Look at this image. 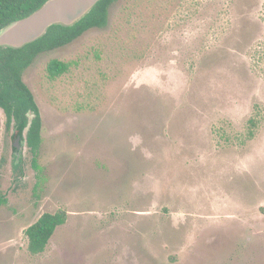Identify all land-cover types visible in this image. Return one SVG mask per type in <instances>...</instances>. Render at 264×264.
<instances>
[{
    "label": "rangeland",
    "instance_id": "rangeland-1",
    "mask_svg": "<svg viewBox=\"0 0 264 264\" xmlns=\"http://www.w3.org/2000/svg\"><path fill=\"white\" fill-rule=\"evenodd\" d=\"M22 79L39 171L0 109V264H264V0H116Z\"/></svg>",
    "mask_w": 264,
    "mask_h": 264
},
{
    "label": "trees",
    "instance_id": "trees-1",
    "mask_svg": "<svg viewBox=\"0 0 264 264\" xmlns=\"http://www.w3.org/2000/svg\"><path fill=\"white\" fill-rule=\"evenodd\" d=\"M46 1L0 0V28L30 15ZM115 1L100 0L74 26H51L45 36L21 49L0 48V109L5 115L6 127L10 128L13 124V129L15 126L25 128L28 123L27 114H33L25 139L32 155L31 165L37 171L38 150L42 142L41 117L34 96L22 79L23 72L39 54L68 45L88 30L104 28L107 25L108 9ZM72 66V62L50 60L46 66L47 77L55 80L68 73ZM256 123L254 118L249 120L250 132ZM5 203L6 200L0 197V205ZM65 220L66 213L63 210L42 214L25 230L28 252L31 255L42 253L56 228L64 224Z\"/></svg>",
    "mask_w": 264,
    "mask_h": 264
},
{
    "label": "water",
    "instance_id": "water-1",
    "mask_svg": "<svg viewBox=\"0 0 264 264\" xmlns=\"http://www.w3.org/2000/svg\"><path fill=\"white\" fill-rule=\"evenodd\" d=\"M99 1L47 0L30 15L0 28V48L21 49L45 36L51 26H74L88 15ZM32 118L33 114L29 112L27 114L28 123L22 134V142L26 143V132ZM19 138H16L14 148L18 147Z\"/></svg>",
    "mask_w": 264,
    "mask_h": 264
},
{
    "label": "flooded vegetation",
    "instance_id": "flooded-vegetation-1",
    "mask_svg": "<svg viewBox=\"0 0 264 264\" xmlns=\"http://www.w3.org/2000/svg\"><path fill=\"white\" fill-rule=\"evenodd\" d=\"M22 130V132H20L21 130ZM14 130V136L17 138V137H20L19 138V141H20V143L23 141V139H22V134H23V130H24V128H22V126H21V128L20 127H17V126H15V128L13 129ZM19 141H18V144H19ZM18 148V147H17ZM17 148H14V151L16 152L17 151Z\"/></svg>",
    "mask_w": 264,
    "mask_h": 264
}]
</instances>
